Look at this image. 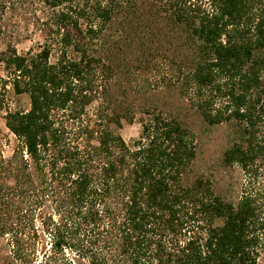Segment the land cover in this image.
Wrapping results in <instances>:
<instances>
[{
	"label": "trees",
	"instance_id": "1",
	"mask_svg": "<svg viewBox=\"0 0 264 264\" xmlns=\"http://www.w3.org/2000/svg\"><path fill=\"white\" fill-rule=\"evenodd\" d=\"M25 1L0 0L3 87L28 99L0 94L2 264H264V0H36L20 54ZM218 126V167L254 186L235 198L197 169Z\"/></svg>",
	"mask_w": 264,
	"mask_h": 264
},
{
	"label": "rangeland",
	"instance_id": "2",
	"mask_svg": "<svg viewBox=\"0 0 264 264\" xmlns=\"http://www.w3.org/2000/svg\"><path fill=\"white\" fill-rule=\"evenodd\" d=\"M36 0H26L22 5H14L8 12L6 25H5V37L7 39H18V42H15L18 53L24 54L28 51H37L42 43V40L39 36L38 31L36 30L35 25L32 20H29V13L32 9H38ZM37 14L40 15V12L37 10ZM31 19V18H30ZM4 49L3 42L0 40V51ZM144 76L140 77V80ZM5 76L1 71L0 67V94L3 100V107L5 109H27L28 108V99L25 96H17L14 94L10 84H6L5 88L3 87V81ZM4 111V110H3ZM2 116V114H1ZM0 116V140L2 145L3 154L9 156L11 153V147L13 145V136L7 131L4 126V121ZM189 123L195 125L199 131L203 130V126L199 119L190 114ZM141 126L135 122L133 124H123V127L120 129L119 133L124 141L128 144L132 143L133 140L138 139ZM225 127L218 126L213 128V130L205 132L198 135L197 142L198 148L201 150V154L198 155L197 159V169L199 173H202L206 177L210 176L213 186L215 189L230 197L239 196L244 189H247L249 186L254 187L249 182L248 177L245 176L239 169H222L218 167L219 160L222 156L225 146H227L225 139ZM201 136V140H200ZM258 176V175H257ZM249 182V183H248ZM255 188H259L264 196V175L259 174V176L254 180ZM257 190V189H256ZM264 203V200H263ZM3 241L0 240V264L1 255L3 254Z\"/></svg>",
	"mask_w": 264,
	"mask_h": 264
}]
</instances>
